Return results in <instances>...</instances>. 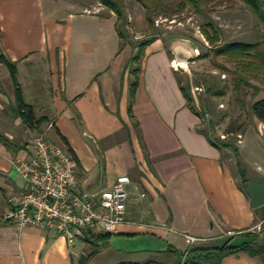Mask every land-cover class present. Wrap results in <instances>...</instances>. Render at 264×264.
<instances>
[{
	"label": "crops",
	"instance_id": "crops-1",
	"mask_svg": "<svg viewBox=\"0 0 264 264\" xmlns=\"http://www.w3.org/2000/svg\"><path fill=\"white\" fill-rule=\"evenodd\" d=\"M0 53L16 62L22 97L62 136L76 158L80 192L109 188L127 175L126 222L106 239L86 230L71 246L52 230H18L5 215L8 198L24 192L14 163L28 154L26 128L10 114L8 71L0 64V264H171L173 254L215 248L256 233L264 205L252 208L240 190L235 164L196 131L174 77L169 45L155 38L143 49L134 96L115 19L62 0H0ZM40 68V69H38ZM236 147L249 180H264V147L257 137ZM63 145V144H62ZM64 146V145H63ZM65 147V146H64ZM8 220V221H5ZM194 238L190 242L188 238ZM221 264H264L244 252Z\"/></svg>",
	"mask_w": 264,
	"mask_h": 264
},
{
	"label": "rangeland",
	"instance_id": "rangeland-1",
	"mask_svg": "<svg viewBox=\"0 0 264 264\" xmlns=\"http://www.w3.org/2000/svg\"><path fill=\"white\" fill-rule=\"evenodd\" d=\"M73 4L76 8L87 9L92 12L99 10L103 15L116 16L99 3L98 0H62ZM124 8V20H117V28L120 32V48L130 52L126 64V70L131 72L138 62L132 60L138 56V45L145 40L160 38L165 45L174 42L185 44L195 57L185 64H176V71L183 82L188 79L193 86L191 96L197 111L202 110V102L206 104L208 114L212 119V128L206 129L207 118L204 121L199 117L200 127L206 129V134L211 140H230L237 147L238 141L247 133L246 140L249 144L251 136L257 137L264 147V125L259 122L249 111V103L264 98V84L256 80H250L253 86L258 88L253 96L252 88L238 85L237 75L233 73L232 65L225 63L221 57L213 56L210 47L200 33V27L210 23L217 28L218 44L241 42L253 43L258 40L259 25L249 9L237 0H216L208 4L200 13L187 5L181 11L176 10L172 4L166 13L161 8H153V26L149 27L146 20V10L136 0H121ZM174 59V58H173ZM40 69V68H38ZM132 78V75H131ZM216 82L224 88V94L220 97H212L205 93V89L211 83ZM253 96V97H252ZM202 123V125H201ZM241 127L242 132L234 131L225 134L226 128ZM48 128V127H47ZM46 127H38L27 135V140L42 137L54 142L66 149L61 142H56L49 134ZM22 142L20 146H25ZM250 145V144H249ZM224 149V148H221ZM222 161L228 167L233 166L236 158L230 150L222 151ZM239 159V157H238ZM245 170V169H244ZM247 177L250 173L246 171ZM260 226L256 228V241L264 245V238L260 232ZM245 233V232H243ZM250 233V232H249Z\"/></svg>",
	"mask_w": 264,
	"mask_h": 264
},
{
	"label": "trees",
	"instance_id": "trees-1",
	"mask_svg": "<svg viewBox=\"0 0 264 264\" xmlns=\"http://www.w3.org/2000/svg\"><path fill=\"white\" fill-rule=\"evenodd\" d=\"M101 5L109 9L115 16V29L116 33L120 39L121 35L117 28V20H124L125 13L122 6L121 0H98ZM139 2L142 7L146 10V20L149 27L153 26L152 13L153 8H161V12L166 13L168 11L169 5L172 4L176 10L181 11L185 6H191L196 12L200 13L208 4L216 0H136ZM245 5L249 11L254 15L258 25V40L253 43H241V42H232V43H223L218 44V33L217 28L210 23H207L200 27V33L210 47V51L213 56L221 57L225 63L232 65L233 73L237 75L238 85H243L248 88H252L255 95L258 88L253 86L250 83V80H256L264 84V0H237ZM153 40V39H152ZM152 40H145L138 45L139 53L138 56L134 57L132 60L138 62L141 59L143 54L144 47ZM0 64H2L8 71L9 78L13 88L14 104L10 107V114L13 117L20 119L21 123L28 129H37L42 123L46 122L45 117H36L32 107L26 104L22 97L21 87L16 78V62L10 61L3 54L0 53ZM139 66L137 64L136 68L131 72L132 81L130 83L129 97L130 104L134 96L135 88L138 82L137 75L139 72ZM174 77L179 88V91L184 98L185 105L188 110L194 114L198 119L199 117L204 121V117L207 118L206 129L212 128V119L208 114L206 104L202 102V110L197 111L194 105V100L191 96V91L193 86L190 85L188 79L184 82L179 74L174 71ZM205 93L212 97H220L224 94V88H221L213 81L205 89ZM252 96V97H253ZM249 111L254 117L264 125V98L259 99L249 103ZM202 125V123H201ZM206 129L198 126L196 131L202 134L207 142L219 149L224 148L230 150L236 158L235 166L240 177V190L242 185L249 180L245 175L246 171L241 165L240 160L238 159V151L234 143L230 140H211L207 134ZM242 132L241 127L229 126L225 130V134L233 133L234 131ZM58 138L61 143L65 146L66 150L72 154L74 159L75 156L71 149L67 146L65 139L58 134ZM0 140L4 139L0 135ZM77 163V161H76ZM8 221V220H5ZM260 232L262 238H264V216L263 221L260 224ZM108 233L100 236L101 239H106ZM242 237L247 238V240H241L239 242H232V238H228L224 243L215 248H192L188 249L185 252H176L171 248H168V252L173 254V261L171 264H221L223 258L234 255L238 252H244L249 256H262L264 255V245L256 241V234L245 232L241 234ZM94 252L89 253L86 256H81L78 259V264H85L86 260ZM119 264H130V263H119Z\"/></svg>",
	"mask_w": 264,
	"mask_h": 264
},
{
	"label": "built area",
	"instance_id": "built-area-1",
	"mask_svg": "<svg viewBox=\"0 0 264 264\" xmlns=\"http://www.w3.org/2000/svg\"><path fill=\"white\" fill-rule=\"evenodd\" d=\"M26 145L28 154L14 163L24 192L8 198L10 210L4 217L19 231L28 226L52 230L71 246L86 230L111 233L126 222L127 175L117 176L105 190L80 192L70 152L42 137L27 140Z\"/></svg>",
	"mask_w": 264,
	"mask_h": 264
},
{
	"label": "water",
	"instance_id": "water-1",
	"mask_svg": "<svg viewBox=\"0 0 264 264\" xmlns=\"http://www.w3.org/2000/svg\"><path fill=\"white\" fill-rule=\"evenodd\" d=\"M170 52L174 59L184 60L185 62L195 57L191 49L180 42L172 43ZM242 191L248 197L250 207L255 208L264 205V180H248L242 185Z\"/></svg>",
	"mask_w": 264,
	"mask_h": 264
},
{
	"label": "bare ground",
	"instance_id": "bare-ground-1",
	"mask_svg": "<svg viewBox=\"0 0 264 264\" xmlns=\"http://www.w3.org/2000/svg\"><path fill=\"white\" fill-rule=\"evenodd\" d=\"M173 64H174V67H176V64H185L186 62L184 60H178V59H174L173 60Z\"/></svg>",
	"mask_w": 264,
	"mask_h": 264
}]
</instances>
